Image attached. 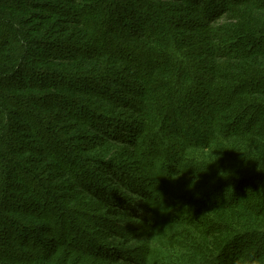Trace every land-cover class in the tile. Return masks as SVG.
Wrapping results in <instances>:
<instances>
[{
    "label": "trees",
    "instance_id": "16d2710c",
    "mask_svg": "<svg viewBox=\"0 0 264 264\" xmlns=\"http://www.w3.org/2000/svg\"><path fill=\"white\" fill-rule=\"evenodd\" d=\"M225 258L264 264V0H0V264Z\"/></svg>",
    "mask_w": 264,
    "mask_h": 264
},
{
    "label": "rangeland",
    "instance_id": "374dc122",
    "mask_svg": "<svg viewBox=\"0 0 264 264\" xmlns=\"http://www.w3.org/2000/svg\"><path fill=\"white\" fill-rule=\"evenodd\" d=\"M128 1V0H127ZM131 3H132V5H134V4H136L137 2H138V0H129ZM122 8H126V4L122 7ZM120 10V9H119ZM118 10V13H117V16H120V20H119V22L123 25V27L126 25V23H128V22H130L129 21V17L127 16V14L125 13V11L122 9V10H120L119 11ZM139 20L138 19H135V22H138ZM249 22V24L250 23H252L251 21H248ZM126 28H128V25L127 26H125ZM114 48L115 47H110V49H112V50H114ZM136 60H137V63L139 62V63H142L141 62V60L139 59V58H137L136 57ZM145 66H147V64L146 63H142L141 65L139 64V68H140V71H141V74L143 75V76H145L144 74H143V72H142V70H144V67ZM197 85V84H196ZM196 85H195V88H194V90H193V92H192V94H196L194 97H193V99L195 100V102L196 101H198L199 99H201V93H202V90H200L199 88L200 87H196ZM201 112H203L199 107L197 108V110H196V112L198 113V114H200V111ZM224 132V129H223V126L221 127L220 125H219V123H218V125H217V129H216V134H217V136L218 137H220V138H223V136H222V133ZM263 178V177H262ZM247 186H249L248 184L247 185H244V186H242V192H243V190L245 189V187H247ZM232 189V188H231ZM231 189H228V190H231ZM79 235V234H78ZM80 236V235H79ZM79 238H82L81 236L79 237ZM234 243V242H233ZM234 248H235V246L234 245H232V246H230L228 249V253L230 254V251L231 250H234ZM236 251V250H235ZM226 255V253H224V255L222 256V257H226L225 256ZM230 257H233V255H231L230 254ZM226 259V258H225ZM223 260L224 262H222L221 264H231L232 262L230 261V260H228V259H226V260Z\"/></svg>",
    "mask_w": 264,
    "mask_h": 264
}]
</instances>
